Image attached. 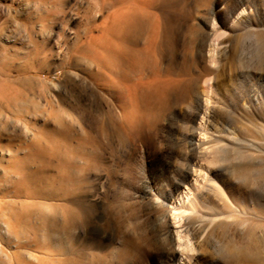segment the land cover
<instances>
[{
	"label": "rangeland",
	"instance_id": "obj_1",
	"mask_svg": "<svg viewBox=\"0 0 264 264\" xmlns=\"http://www.w3.org/2000/svg\"><path fill=\"white\" fill-rule=\"evenodd\" d=\"M236 3L0 0V82L7 83L8 94L0 96V264H159L169 247L177 246L173 235H165L168 206L155 193L169 167L182 165L185 154L199 153L190 139L182 138L195 130L181 120L188 100L175 104L176 115L167 131L143 138L150 153L145 170L138 159L140 139L131 136L122 142L111 132L102 136L98 125L99 119H106L101 112L106 106L102 109L96 93L110 98L113 91L105 84L106 73L105 78L97 76L94 38L108 29L112 14L137 4L173 16L177 67H188L200 79L195 94L202 92L207 79L215 86L211 123L223 130L219 145L225 152L214 155V165L224 200L212 195L207 201L209 217L191 219L188 233L198 250V264L229 263L220 252L227 244V230L240 239L253 223L264 241V39L259 35L264 36V0H253V14L245 21L235 20ZM80 98L87 100L98 119L91 127L75 121L70 131L73 150L84 144L95 156L86 169L79 170V162L73 167L77 180H85L91 217L89 231L76 230L74 240L66 243L59 229L51 230L50 239L42 225L35 234L25 213L34 203L64 201L58 195L62 194L58 160L52 161L48 150L49 132L58 137L62 133L53 109L76 117ZM146 184L153 189L149 196L143 195ZM21 223L24 230L18 231ZM131 237L139 247L130 248L122 258L132 246ZM261 247L260 263L241 264H264L262 242Z\"/></svg>",
	"mask_w": 264,
	"mask_h": 264
},
{
	"label": "bare ground",
	"instance_id": "obj_2",
	"mask_svg": "<svg viewBox=\"0 0 264 264\" xmlns=\"http://www.w3.org/2000/svg\"><path fill=\"white\" fill-rule=\"evenodd\" d=\"M253 6V0H237L232 11L235 20L251 19ZM175 25L172 15L157 14L138 4L111 15L108 29L94 38L93 56L99 69L97 76L105 78L103 73H106L108 78L104 79L105 84L113 91L110 98L105 97L100 91L96 93L102 109L103 105L106 106L101 111L106 119L103 122L99 119L98 125L102 136L111 132L122 142H126L131 136L140 139L138 159L145 170L144 165L150 153L143 138L157 130L167 131L176 115L175 104L188 100L181 120L185 124L193 125L195 130L192 131V128L190 132H185L182 138L190 139L189 141L199 149L197 150L199 153L196 156L183 155L182 165L174 169L169 167L164 173L162 187L156 189L158 201L168 206L170 221L165 235L166 237L173 235L172 242L177 244L169 247L159 264H198V250L188 231L193 217H209V212L206 213L207 201L211 200L212 195L224 200L214 157L215 154L224 153L225 148L219 145L223 130H218L211 123L216 92L214 83L211 79L203 81L202 92L195 94V87L200 79L191 75L188 67L178 69L179 46ZM212 29L217 38L221 36L216 26ZM261 34L259 33L263 40L264 36ZM210 57L216 64L217 57L215 55ZM7 95V83L0 82V96ZM90 106L86 99L80 98L75 107L76 117L67 110L53 109L52 114L60 124L62 133L58 137L54 131L49 132L48 150L51 160H58L56 165L60 171L59 181L62 185V194L58 195L61 199L64 198V201L34 203L29 206L25 214L29 216L30 228L35 234L40 231L41 225L47 228L48 237L52 235L51 230L59 229L65 242L70 243L74 240L76 230L79 232L80 229H84L85 233L89 231L91 209L87 202L89 199L87 191L83 188L85 180L81 178L77 180L73 167L79 162L82 164H78L79 170H84L89 167L88 161L93 160L89 159L95 156L91 155L82 143V145L78 143L79 146L73 150L70 146L72 140L70 131L75 129V121L82 127L85 125L91 127L98 122L96 113ZM225 128L229 129V126ZM192 140L196 141L193 143ZM69 184L74 187L70 188ZM144 188V196L153 194L149 184ZM54 194L51 192L50 196L54 197ZM118 205L122 207L121 203ZM23 230L21 223L18 231ZM227 233L228 230L224 233L227 244L222 245L220 252L230 264L257 263L263 258L261 242L264 241L259 239L253 223L248 224L240 239ZM130 242L129 245L132 246L124 250L122 258L128 256L130 248L139 247L134 244L136 243L134 237L130 238ZM134 264L140 263L136 261Z\"/></svg>",
	"mask_w": 264,
	"mask_h": 264
}]
</instances>
